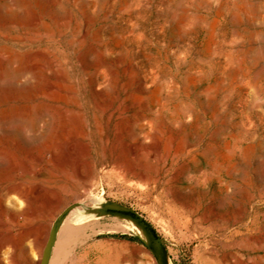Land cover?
<instances>
[{"label": "rangeland", "instance_id": "1", "mask_svg": "<svg viewBox=\"0 0 264 264\" xmlns=\"http://www.w3.org/2000/svg\"><path fill=\"white\" fill-rule=\"evenodd\" d=\"M106 201L168 264H264V0H0V264L70 206L49 264H155Z\"/></svg>", "mask_w": 264, "mask_h": 264}, {"label": "water", "instance_id": "2", "mask_svg": "<svg viewBox=\"0 0 264 264\" xmlns=\"http://www.w3.org/2000/svg\"><path fill=\"white\" fill-rule=\"evenodd\" d=\"M72 208L73 206L66 208L52 223L44 247L41 251L38 264H49L50 254L55 242L58 228ZM95 212L98 215L119 217L133 223L135 227L141 232L144 239V244L152 255L155 264H168L167 252L162 239L157 234L152 225L137 211L113 201H106L102 203L99 208H96Z\"/></svg>", "mask_w": 264, "mask_h": 264}, {"label": "bare ground", "instance_id": "3", "mask_svg": "<svg viewBox=\"0 0 264 264\" xmlns=\"http://www.w3.org/2000/svg\"><path fill=\"white\" fill-rule=\"evenodd\" d=\"M133 150H134V146H133V148H131V151L133 152ZM40 160V159H39ZM142 173V172H141ZM144 174V173H143ZM142 175V174H141ZM143 177H145V176H143ZM41 192V188L40 187H36V190H35V192ZM28 199V198H27ZM27 199H26V201H27ZM53 201V200H52ZM28 203V202H27ZM81 203V201H79V204ZM95 210H96V208H91V209H86V210H84L85 211V213H91V214H94L95 216H97L98 214L95 212ZM27 214V213H26ZM81 214H80V212H79V208H75V209H73L72 211H70L69 212V214L67 215V217L63 220V222H62V224H61V227L59 228V234H58V245H60V244H62V243H64V242H66L68 239H69V237H70V234L72 233V231H73V229H72V224L73 223H77V221H79V219H81ZM113 231H115V232H117V231H124V227H114L113 228ZM28 232V231H27ZM21 233V232H20ZM24 233V232H23ZM30 233V232H29ZM28 233V234H29ZM21 235V234H20ZM24 235V234H23ZM28 237V236H27ZM26 237V238H27ZM20 239V238H19ZM8 240V242H9V244H11V245H13V246H15L14 245V243H13V238H8L7 239ZM24 240H25V238H24ZM10 245V246H11ZM13 246H12V248H13ZM12 258V257H11ZM8 261V260H7ZM11 261L13 262V264L14 263H17V262H14V259H11ZM9 264V263H8Z\"/></svg>", "mask_w": 264, "mask_h": 264}, {"label": "trees", "instance_id": "4", "mask_svg": "<svg viewBox=\"0 0 264 264\" xmlns=\"http://www.w3.org/2000/svg\"><path fill=\"white\" fill-rule=\"evenodd\" d=\"M112 237L116 238V239H126V240H129V241L138 242V243H140V244L145 246L144 242L137 236L129 237V236H126V235H114Z\"/></svg>", "mask_w": 264, "mask_h": 264}]
</instances>
